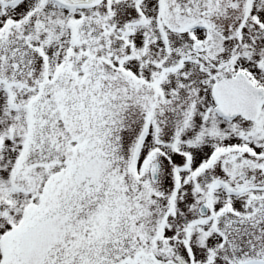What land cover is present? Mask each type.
<instances>
[{"label": "snow or ice", "instance_id": "obj_1", "mask_svg": "<svg viewBox=\"0 0 264 264\" xmlns=\"http://www.w3.org/2000/svg\"><path fill=\"white\" fill-rule=\"evenodd\" d=\"M0 264H264V0H0Z\"/></svg>", "mask_w": 264, "mask_h": 264}]
</instances>
